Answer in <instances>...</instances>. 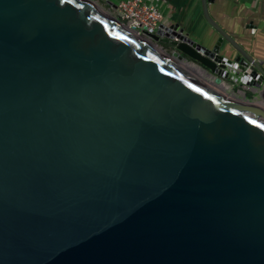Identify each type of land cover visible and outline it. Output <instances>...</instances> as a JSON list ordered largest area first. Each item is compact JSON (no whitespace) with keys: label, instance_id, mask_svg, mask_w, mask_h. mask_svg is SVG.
Returning a JSON list of instances; mask_svg holds the SVG:
<instances>
[{"label":"water","instance_id":"obj_1","mask_svg":"<svg viewBox=\"0 0 264 264\" xmlns=\"http://www.w3.org/2000/svg\"><path fill=\"white\" fill-rule=\"evenodd\" d=\"M212 1L209 47L0 0V264H264V63Z\"/></svg>","mask_w":264,"mask_h":264},{"label":"crops","instance_id":"obj_2","mask_svg":"<svg viewBox=\"0 0 264 264\" xmlns=\"http://www.w3.org/2000/svg\"><path fill=\"white\" fill-rule=\"evenodd\" d=\"M102 1L108 5L122 0ZM145 1L161 9L164 25L179 24L192 39L209 47L217 40L218 34L203 15L201 0ZM209 10L214 19L233 33L245 49L264 63V0H214L209 3ZM225 50H228L227 44ZM201 73L205 74L203 71ZM224 87L238 95L246 94L249 98L257 99L258 92L255 88L244 89L233 83L224 84ZM239 88L245 93L239 92Z\"/></svg>","mask_w":264,"mask_h":264},{"label":"built area","instance_id":"obj_3","mask_svg":"<svg viewBox=\"0 0 264 264\" xmlns=\"http://www.w3.org/2000/svg\"><path fill=\"white\" fill-rule=\"evenodd\" d=\"M108 6L109 9L107 10L112 15L144 36L156 33V31L160 28V25L163 24L161 9L157 5L147 3L145 0H122L115 3L111 2ZM165 26L168 27V25ZM180 29L181 27L179 26V30ZM171 36L174 39L177 37L173 33H171ZM226 70L229 71L230 74L229 78L224 80V84H238L244 89L254 88L253 86L244 83V74L243 72L239 74V69L237 68L230 66L227 69L222 70V73L220 74L222 77L224 76ZM238 90L241 93H245L243 89L239 88Z\"/></svg>","mask_w":264,"mask_h":264},{"label":"rangeland","instance_id":"obj_4","mask_svg":"<svg viewBox=\"0 0 264 264\" xmlns=\"http://www.w3.org/2000/svg\"><path fill=\"white\" fill-rule=\"evenodd\" d=\"M98 3H99V5H101L102 7H104L105 9H109V6L107 4H105L102 0H100ZM165 47L168 48L167 50H169L171 48V46H168V45L167 46L164 45V48ZM169 51H171V49Z\"/></svg>","mask_w":264,"mask_h":264},{"label":"bare ground","instance_id":"obj_5","mask_svg":"<svg viewBox=\"0 0 264 264\" xmlns=\"http://www.w3.org/2000/svg\"><path fill=\"white\" fill-rule=\"evenodd\" d=\"M240 96H243V94H240Z\"/></svg>","mask_w":264,"mask_h":264},{"label":"trees","instance_id":"obj_6","mask_svg":"<svg viewBox=\"0 0 264 264\" xmlns=\"http://www.w3.org/2000/svg\"><path fill=\"white\" fill-rule=\"evenodd\" d=\"M167 45V44H166ZM168 46H170V45H168Z\"/></svg>","mask_w":264,"mask_h":264}]
</instances>
